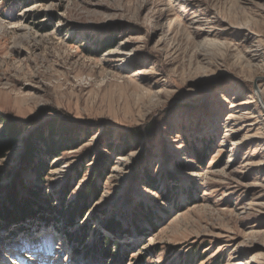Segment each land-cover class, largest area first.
<instances>
[{
    "label": "rangeland",
    "instance_id": "1",
    "mask_svg": "<svg viewBox=\"0 0 264 264\" xmlns=\"http://www.w3.org/2000/svg\"><path fill=\"white\" fill-rule=\"evenodd\" d=\"M260 93L264 0H0V116L23 130L0 170L67 212L104 168L74 226L0 223V264H264ZM65 127L43 180L21 171Z\"/></svg>",
    "mask_w": 264,
    "mask_h": 264
},
{
    "label": "trees",
    "instance_id": "2",
    "mask_svg": "<svg viewBox=\"0 0 264 264\" xmlns=\"http://www.w3.org/2000/svg\"><path fill=\"white\" fill-rule=\"evenodd\" d=\"M101 45L102 51L105 48H111L107 46L106 43H102ZM65 128L67 130H65V132L62 131V134H60V136L63 137L61 142L56 141L53 129L51 131L53 134L51 138L45 139L42 135L35 136L34 142L29 144L28 154L24 156L22 161L23 170L21 171L27 172L31 170L36 174V181L43 180V175L46 173L47 169H49V165L42 160L35 162V159L36 157H41V159L47 158L49 160H54L62 156V153L66 151L63 149L72 143V139H70V135H68V128ZM152 132L153 128L151 127L147 129L146 133L148 134L143 132L141 134L136 133L133 134L132 137L136 140L135 143L141 144L152 137ZM22 133L23 130L18 128L9 118L0 116V161L5 160L11 151L17 148L20 142L19 137ZM128 144V140H124L120 148L128 149ZM102 159L103 160L99 162L101 167L105 166V161L108 160V157L103 155ZM103 171L104 168L99 171L96 169L93 177L100 175ZM15 175L17 176L14 179V183L12 185L7 184V180L10 181ZM93 177L92 180L79 191L80 193L78 194L77 200L68 208L67 212L65 210L60 212L53 205V197H47L42 188L36 185L32 188L25 186L21 173L16 174L15 170L11 169L0 170V205L6 200V205L0 208V223L2 226L12 224L21 225L28 220H31L33 223L37 220L39 222H47V224L51 226L52 224L57 225L61 222L69 221L68 224L74 226L78 217L81 219L87 214L90 208L88 204L100 195V189L96 187V182ZM152 179L153 178H151L150 181L155 184V180ZM21 193H25L27 197H22L23 194ZM87 239V232H84L75 235L71 241H73V243L78 242L79 244H83ZM99 241L107 248L103 256H108V247L111 241L103 237H99ZM98 249L97 247L92 248L93 251Z\"/></svg>",
    "mask_w": 264,
    "mask_h": 264
},
{
    "label": "bare ground",
    "instance_id": "3",
    "mask_svg": "<svg viewBox=\"0 0 264 264\" xmlns=\"http://www.w3.org/2000/svg\"><path fill=\"white\" fill-rule=\"evenodd\" d=\"M121 57H123V59H128L129 58V56L127 55V54H123ZM261 94L262 93H260L259 95H260V99H259V101H261L262 103H263V105H264V101H263V99H262V97H261ZM263 95V94H262Z\"/></svg>",
    "mask_w": 264,
    "mask_h": 264
},
{
    "label": "water",
    "instance_id": "4",
    "mask_svg": "<svg viewBox=\"0 0 264 264\" xmlns=\"http://www.w3.org/2000/svg\"><path fill=\"white\" fill-rule=\"evenodd\" d=\"M262 103V102H261ZM263 105V104H262ZM263 108H264V105H263Z\"/></svg>",
    "mask_w": 264,
    "mask_h": 264
}]
</instances>
